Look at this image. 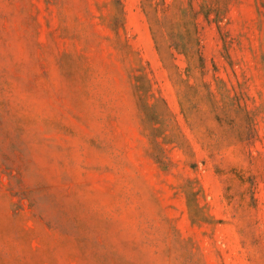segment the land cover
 <instances>
[{
	"label": "rangeland",
	"instance_id": "rangeland-1",
	"mask_svg": "<svg viewBox=\"0 0 264 264\" xmlns=\"http://www.w3.org/2000/svg\"><path fill=\"white\" fill-rule=\"evenodd\" d=\"M0 264H264V0H0Z\"/></svg>",
	"mask_w": 264,
	"mask_h": 264
}]
</instances>
